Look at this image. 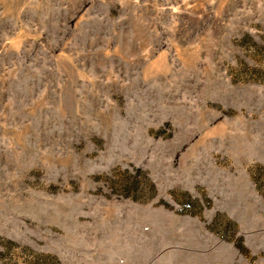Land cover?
<instances>
[{
	"label": "rangeland",
	"instance_id": "rangeland-1",
	"mask_svg": "<svg viewBox=\"0 0 264 264\" xmlns=\"http://www.w3.org/2000/svg\"><path fill=\"white\" fill-rule=\"evenodd\" d=\"M0 264H264V0H0Z\"/></svg>",
	"mask_w": 264,
	"mask_h": 264
}]
</instances>
